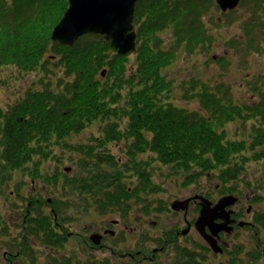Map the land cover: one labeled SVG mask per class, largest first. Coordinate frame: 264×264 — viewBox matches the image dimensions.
<instances>
[{
	"label": "trees",
	"instance_id": "trees-1",
	"mask_svg": "<svg viewBox=\"0 0 264 264\" xmlns=\"http://www.w3.org/2000/svg\"><path fill=\"white\" fill-rule=\"evenodd\" d=\"M255 2V10L262 9L263 14L264 0ZM66 7L65 0H0V64L25 73L37 72L39 83L43 84L41 88L28 89L8 108L0 106L2 181L8 179L9 173L27 172L30 183L41 181L56 188V178L66 179L70 188L62 195L66 201L61 200L54 210L61 219L63 210L73 204V197L68 195L74 192L89 195L105 211L127 212L130 199L145 202L148 199L140 198V194L161 191V184L153 182L154 171L168 176L167 171L176 167L177 172L182 170L186 175L196 168L199 175L216 171L222 180L230 173L234 175L235 169L239 172L243 164L264 157V150H259L264 144L262 92L258 90L261 99L256 105L240 104L232 101L226 83L213 89L202 80L186 81L181 87L186 91L184 96L198 99L200 108L211 118L206 121L198 111L173 103V81H167L157 71L161 60L165 63L167 59L175 61L179 56L187 58L200 51L208 53L214 38L204 19L211 8L219 9L215 0H137L136 50L126 55L118 54L110 42L97 34L85 35L72 46L50 42L52 28ZM34 8L39 9L35 19L31 15ZM258 19L259 24L256 18L248 32L252 34L258 27V41L264 43V21L261 16ZM262 45L254 50L262 53V49L264 54ZM57 69L63 74L57 75L54 82ZM103 69L107 72L100 77ZM234 113L243 120L244 127L250 117L258 115L260 126L251 131H244L243 127L235 139H225L224 130L219 129L234 122ZM96 123L98 136L88 137L84 144L70 142L72 135ZM120 142L126 143V160L107 152L110 144ZM60 146L73 151L79 160L73 175L65 170L68 167L64 166L65 154ZM124 161L129 165L123 166ZM131 167L139 177L133 187L123 180L124 172ZM188 181H193V176ZM89 199L78 207L87 206L90 210ZM54 212L38 215L33 224L29 217L26 238H36L55 249L61 247L64 240L57 239L53 229ZM67 221V217L62 219ZM3 222L0 214V228H5ZM189 260L197 264L195 255ZM51 261L60 264L54 258ZM84 264L119 263L95 258ZM126 264L137 263L129 260Z\"/></svg>",
	"mask_w": 264,
	"mask_h": 264
},
{
	"label": "rangeland",
	"instance_id": "rangeland-1",
	"mask_svg": "<svg viewBox=\"0 0 264 264\" xmlns=\"http://www.w3.org/2000/svg\"><path fill=\"white\" fill-rule=\"evenodd\" d=\"M256 7L257 4L255 0H239V3L235 8L228 9L223 12H220V10L216 7L211 8L210 12L204 19L207 29L214 38L213 44L209 47L208 53L203 54L200 51L198 54L187 56V58L185 56H179L175 61H169V59H167L165 63L161 60V64L157 67V71L167 81H173V85L175 87H171V94L173 95L172 101L175 103V105L178 107H183L188 111H200L199 107L202 108V106H200L198 99L193 97H191L192 99L186 98L184 96L185 89L182 91L181 88L186 81L195 80L197 81H195V83H199L198 81L202 80L213 89L217 88L222 83H226L227 87L228 85L230 87L229 93L231 94L232 101L237 103H248L252 105L257 104L256 101L260 100V94L253 93V90L255 87V82H257L256 80L261 76H264V54L262 49V53H258L254 50V47H257V45L260 46V44L264 43L258 41V38L261 35V31L258 29V27L253 31L252 34L248 32L249 25H251V23H253L256 18L257 24H259L260 19H258V16H261V20L264 21V11L263 14H260L262 13V9H260V11L257 9L256 11ZM38 10L39 9L36 8L32 10L31 15L33 18L36 16ZM163 37L169 39L168 34H164ZM53 41L54 40L50 39V42ZM221 59L222 62L219 63L218 61ZM104 70L107 72V69H103L102 71ZM62 74L63 71L57 69L56 75L52 77V80L55 82L56 78H58L57 75ZM38 75L39 74L37 72L31 71L25 73L20 71L19 68L9 64H0V106L3 109H6L11 103L20 100L25 95V93H27L28 89H38L43 87V84L39 83L40 76ZM101 76L102 72L100 74V77ZM248 82H252V85ZM50 87H53V85ZM259 87H261L264 91L263 85H260ZM191 90L193 89L191 88ZM226 93H228V90ZM233 116L235 119L234 122L225 124L222 129L228 134L226 137H233V139H235V136L238 135L237 133L241 134L242 128L244 127V122L239 118L237 113H234ZM257 116L258 115L252 118L250 117L244 127V131H251L252 127L256 128V126H260L258 124L260 117ZM98 130V123L95 125L92 124L89 127L87 126L81 130V132L72 135L70 142L74 145L84 144L88 137L94 134L98 136L100 134ZM59 149H61L62 153L65 154V165L71 164L72 158H77L76 155L73 154V151H70L67 148L63 150L61 146ZM125 149V142L113 143L109 145V151L107 152L115 157L126 160ZM259 150H264V144L259 146ZM257 160L259 161L248 162L249 165L247 166V169L251 171L249 178L253 181L259 180L261 185H264V173H262L264 172V157ZM126 162L127 161H124V164L122 165H129ZM125 169H128V166H125ZM167 173L168 179H165L166 183L161 185V191L159 192L160 194H140V196H142L140 198L148 199V201L145 202H141L139 200L138 203H136L134 199L128 201L131 202L132 205V208L130 211H128L130 214L136 215L137 213L142 212V207L147 208L151 206L150 212H153L152 214L158 213L162 215L161 218L163 221L156 223L158 227L148 224L146 229L151 233H153L155 230V233H157L160 227H165V225L169 226L171 222L177 223L179 216L178 214L170 212L171 209L166 206L165 202L164 204H158L160 200H163L161 195H164L167 201L173 199L174 197L179 198L183 195H186L192 189V186L188 184V177L193 176V179H195L200 176L199 173L194 170H191L189 174L187 173L186 175H180L176 171V167L174 169L168 170ZM10 175L11 173H9L8 179H3L4 181H2V178H0V214L5 220V222H3L5 228L0 229L2 230L0 231V262L2 251L6 250V246L2 248L4 245L3 241L6 240L5 235H8L10 232H12L11 235H14L13 230L19 223H22L23 221L22 214L24 212L23 209L26 201H23V197L20 192H22L24 196L28 195L30 198H32L35 193H38V190L36 191L33 189V186L29 185V182L28 185L25 186V189L20 191L22 179L28 181L30 179L22 172L20 174L14 172L11 176ZM129 175L130 174L128 173V176ZM160 176L162 178L164 177L161 173ZM45 179L48 180L49 178L46 177ZM134 184L135 183H132L131 186ZM40 185V182H36L34 187L39 188ZM43 192L45 196L50 198V201L46 202L45 208L46 206L48 207V205L56 204L53 202L52 198L59 199L58 191H55L53 187H45L43 188ZM71 196L73 197L72 200L74 205L77 204L78 206L83 201L80 196L73 194ZM159 198L160 200H158ZM56 201L57 204L61 203L59 200ZM118 213V211H114L110 214L117 216ZM101 217L102 215L99 214V207L96 206L91 209L89 214L85 213L80 218L73 219L72 221L66 223H71L70 225L72 229L83 236L87 232L85 226L91 224L92 227L96 228ZM133 219L134 218H132V220ZM135 221L137 220L135 219ZM133 222L134 221L131 220L122 221L121 226H131ZM127 235L129 236L127 242L125 239H119L115 243H112V239L109 241V244L115 246L116 251L123 252L125 249L129 248L127 245L134 244L135 247L136 245L140 246V237H138L136 234L132 235L131 232L130 234L128 232ZM29 240L30 244L32 245V249L35 252L36 259L32 260L30 258L21 257L22 264H52L51 258H56L57 260L55 261H58L60 264H84L87 261L94 260L95 258L101 260L108 257L117 262H127L125 261L126 259L121 261L122 258H118L117 255H115L116 257H113L112 251L109 248L107 250L87 249V243H83L82 237L80 236L70 239L68 245L60 250L57 248H52L50 244H43L40 240L35 244L33 243V237L29 238ZM199 242L202 243L203 241ZM119 248L121 249L119 250ZM12 250H16V248H12ZM41 250H43V253L40 257L39 253ZM206 252L209 253L207 249ZM27 254H30V251H27ZM28 256L29 255H27V257ZM160 258V261H164V263L161 264H167V261L169 262L168 264L175 263L174 260H172V258L165 253H163ZM209 259L211 260V257L207 256L202 260L201 263H208ZM160 261H156L155 264H160ZM178 263L180 264V261ZM211 264L217 263L216 261L212 260Z\"/></svg>",
	"mask_w": 264,
	"mask_h": 264
},
{
	"label": "flooded vegetation",
	"instance_id": "flooded-vegetation-1",
	"mask_svg": "<svg viewBox=\"0 0 264 264\" xmlns=\"http://www.w3.org/2000/svg\"><path fill=\"white\" fill-rule=\"evenodd\" d=\"M248 165V163L243 164L239 172L235 169V174L230 173V177L224 176L227 172L225 170L222 173V177L224 176L222 180L217 177L216 171L200 175L188 183L192 186L188 194L179 198L174 197L169 201L163 199L166 206L171 209L170 212L179 216L177 223L171 222L169 226H162L157 233H155L156 230L151 233L146 229L148 224L158 227L156 223L163 221L161 214L150 212L151 206L142 207V212L136 215L130 214L128 211L124 212L121 209L105 211V209L99 208V214L102 217L99 219L98 226L96 228L92 225L85 226L87 232L81 236L72 229L71 223H67L80 218L85 213L89 214L93 207L98 206L92 197L89 199L92 200L90 210L86 209L87 206L81 208L77 205L69 206L67 210H63L61 219H59L57 212H54L56 210L55 205H57L56 200L60 202L62 200V203L66 201V199L60 197L62 191L59 188H56L59 190V199L52 198L56 204L48 205L46 208V202L50 201V198L45 196L44 193H35L31 199L28 195L24 196L20 192L23 201H26L22 214L23 221L18 225L16 224L17 226L13 230L14 235H11L12 232L5 235L6 240L3 241L2 248L6 246V250L2 251L0 264H22L21 257L36 259L30 240L26 238L27 225H29V217L30 223L33 224V220L37 219L38 215L48 214V211L55 213V228L53 229L56 232L57 239L62 237L61 239L64 240L63 245L57 248L58 250L65 248L69 240L74 239V236H80L83 243H87V249L107 250L109 248L114 255L113 257L116 253L119 257L123 256L128 260H135L138 264H155L156 261L161 260L160 256L163 253L170 256L175 263L181 261V264L187 262L191 264L189 259H194V255L197 264H211L212 260L216 261L217 264H264V185H261L259 180L253 181L249 178L251 171L247 169ZM233 166L231 165V167ZM68 169L69 167L65 168V170ZM192 169L197 170L196 168ZM123 178L128 182H134L137 179V173L131 167L129 171L124 172ZM31 182L34 183L35 181L32 180ZM25 186H27L25 182L21 184L20 191H23ZM33 189L37 188L33 186ZM66 192L64 191L65 194ZM71 195L68 196L71 197ZM73 195L80 196L83 200L89 198V195L86 194L73 193ZM222 201L225 205H219ZM174 202H178L180 207L174 208ZM103 203L100 202L99 204L104 206ZM162 203L164 204V202ZM205 204L208 206L206 208L208 210L207 214L214 218V225L211 227L205 226L204 230L206 234L211 236L210 240H215L217 243L215 248L209 244L210 240L208 241L200 233L196 225ZM114 211L119 212L117 216L110 214ZM64 217H67V223L62 222ZM132 218L134 219L132 220ZM128 220L134 221L131 226H121L122 221ZM128 232L140 237V246L136 245L135 247L134 244H130L127 245L129 248L125 249V252L116 251L115 246L109 244V241L113 239L112 243H115L119 239H125L127 242ZM92 233L100 235L99 244H94L91 241L90 235ZM198 240L203 242L201 243ZM37 242L38 239L34 238L33 243L36 244ZM11 247L16 248V250H12ZM206 249L209 253L206 252ZM27 251H30V254H27ZM42 253L43 250L39 253L40 257ZM27 255L29 256L27 257ZM207 256L211 257V260L209 259L208 263H201ZM161 263H164V261H160Z\"/></svg>",
	"mask_w": 264,
	"mask_h": 264
},
{
	"label": "water",
	"instance_id": "water-1",
	"mask_svg": "<svg viewBox=\"0 0 264 264\" xmlns=\"http://www.w3.org/2000/svg\"><path fill=\"white\" fill-rule=\"evenodd\" d=\"M68 7L59 22L51 32V39L60 44L71 46L76 40L86 34H99L120 55H125L136 49V32L133 21L137 0H67ZM222 11L235 8L239 0H215ZM106 71H102V76ZM197 220L200 233L210 240L206 234L205 226L214 225L213 217L208 215V206ZM219 205H225L222 201ZM174 208H179L178 202L173 203ZM185 233V232H184ZM91 239L95 244L100 242V235L92 234ZM210 244L215 248L212 240Z\"/></svg>",
	"mask_w": 264,
	"mask_h": 264
},
{
	"label": "bare ground",
	"instance_id": "bare-ground-1",
	"mask_svg": "<svg viewBox=\"0 0 264 264\" xmlns=\"http://www.w3.org/2000/svg\"><path fill=\"white\" fill-rule=\"evenodd\" d=\"M159 192H160V191L152 192V194H153V195H158V194H160ZM161 197H162L163 199H166V197H165L164 195H161Z\"/></svg>",
	"mask_w": 264,
	"mask_h": 264
}]
</instances>
